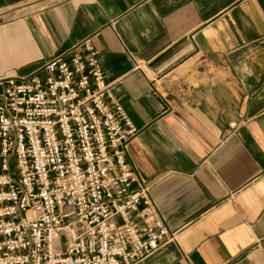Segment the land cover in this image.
Wrapping results in <instances>:
<instances>
[{
  "label": "crops",
  "instance_id": "1",
  "mask_svg": "<svg viewBox=\"0 0 264 264\" xmlns=\"http://www.w3.org/2000/svg\"><path fill=\"white\" fill-rule=\"evenodd\" d=\"M43 1L0 0V77L96 49L174 233L137 264H264V0Z\"/></svg>",
  "mask_w": 264,
  "mask_h": 264
},
{
  "label": "built area",
  "instance_id": "2",
  "mask_svg": "<svg viewBox=\"0 0 264 264\" xmlns=\"http://www.w3.org/2000/svg\"><path fill=\"white\" fill-rule=\"evenodd\" d=\"M82 48L0 77V264H137L174 241L127 162L138 131Z\"/></svg>",
  "mask_w": 264,
  "mask_h": 264
},
{
  "label": "rangeland",
  "instance_id": "3",
  "mask_svg": "<svg viewBox=\"0 0 264 264\" xmlns=\"http://www.w3.org/2000/svg\"><path fill=\"white\" fill-rule=\"evenodd\" d=\"M44 1H45V0H44ZM44 1H43V2H44ZM40 2H42V1H40ZM29 5H32V4L30 3V4H28V5H23V4L16 5V6H14V7H11L10 10H12V9L18 10V9L24 7V6H29Z\"/></svg>",
  "mask_w": 264,
  "mask_h": 264
}]
</instances>
